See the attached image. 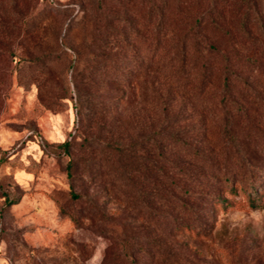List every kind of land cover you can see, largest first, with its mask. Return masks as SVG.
<instances>
[{"label":"rangeland","instance_id":"374dc122","mask_svg":"<svg viewBox=\"0 0 264 264\" xmlns=\"http://www.w3.org/2000/svg\"><path fill=\"white\" fill-rule=\"evenodd\" d=\"M95 3L87 7L96 8ZM20 5L25 7L23 16L10 13L37 29L20 40L14 38L10 46L11 39L1 35L0 264H159L150 255L156 227L172 244L176 257L172 264H264V206H248L245 184L233 194L223 191L230 206L217 208L207 236L163 229L165 224L156 219L151 203L154 167L147 138L164 118V132L190 141L192 149L199 146L207 155L205 160L176 156L179 159L171 165H179L182 172L166 179L168 184L171 179L179 183L196 179L191 190L195 195L221 190L200 176L211 163L224 172L225 166L237 169L244 157L255 163L251 168L257 166L256 175L263 176L264 53L260 48L249 50L251 44L245 39L238 43L243 48L232 46L233 52H254L252 60L242 56L234 70L224 72L219 66L225 62L223 52H206L198 46L196 54L209 56L215 65L205 72L186 65L181 78L173 63L167 67L164 61L155 72L149 58L139 64L129 53L121 69L133 72L118 75L115 82L103 76L102 62L94 60L96 45L89 43H99L102 34L97 29L103 26L95 28L97 23L88 22L92 16L85 15L80 1L22 0ZM20 26L22 34L26 26ZM227 36L213 39L226 46L233 39ZM109 58L113 61L114 56ZM116 64H111V77L119 68ZM91 68L93 80L88 81ZM224 76L229 83H222ZM122 89L123 100L110 110L113 95ZM79 94L85 99L82 113ZM226 129L234 140L225 136ZM62 141L70 142L67 154L57 146ZM134 142H138L131 147L134 153L121 155L117 150L118 145ZM225 152L239 157L218 163ZM251 168L242 169L248 173L245 176H251ZM195 171L198 175H192ZM71 189L80 198H71ZM175 195L189 202V196ZM6 198L18 202L8 205ZM123 237L149 252L129 261ZM177 240L187 244L184 251L177 248Z\"/></svg>","mask_w":264,"mask_h":264},{"label":"trees","instance_id":"16d2710c","mask_svg":"<svg viewBox=\"0 0 264 264\" xmlns=\"http://www.w3.org/2000/svg\"><path fill=\"white\" fill-rule=\"evenodd\" d=\"M78 1H80L85 11V15L89 14L90 17L92 16L88 22L91 20L97 23L95 28L100 25L103 26L101 29H97L98 34H102L99 43L96 44L91 41L89 43L96 45L95 47L98 52L94 54V60L95 63L102 62L100 68H102L101 72H103V76L112 78L111 80L115 82H117L118 75L122 76L126 73L127 76L128 72L130 74L133 72L132 70L124 71V69H121V66L123 68L121 62L122 64L124 62L122 59H127L126 56L129 53L132 55V60L139 62V64L144 59L149 58L151 66L155 65L153 69L155 72H159L164 67V61L167 67L170 66L169 63H173L181 71L179 78L183 77L182 74L186 65H191V68L201 70L202 72L215 65L209 56L204 58L196 54L199 51L198 46L206 52L213 51L217 54L223 52L221 54L225 62L219 63V66H221V70H224V72L234 70L235 63L242 56L246 55V58L251 61V55L255 52L254 49L260 48L261 52L264 53V0ZM94 2H96V8L87 7L88 4L91 5ZM21 3L22 0H0V44L3 43L1 35H4V38L9 37L8 39H11L10 42H7L10 46L12 42L14 43V38H19L20 40V38L24 37V34H30L37 29L35 25L29 24L28 20L24 22L23 19L20 20L11 14L14 11L16 14L24 15L23 11L25 7L20 5ZM62 11L65 12L64 9ZM113 21L115 22V26L112 25ZM21 24L26 26V31L23 29L24 33L22 34L20 33L22 31ZM253 32L258 34L262 39L254 38L251 34ZM227 34L233 35L230 37ZM218 35H226L227 38L233 39L226 46L223 43L218 45L213 39L214 36L218 37ZM242 36L246 37L240 38ZM243 39H245L244 41H249L251 45L247 48L253 50V53L243 54L240 50L233 52L234 47L232 46L234 45L238 46V48H241L240 46L243 48V43L238 45ZM145 51L149 52V54L146 55ZM111 55L114 56L112 60L119 67L113 73V77L109 74L112 70L111 64L114 63L109 58ZM88 74V81L93 80L92 68ZM204 74L202 73L203 77ZM222 83H229L225 76L222 79ZM124 96L125 89H122V93L113 95L114 101L110 102L109 109L117 108ZM84 100L79 94L78 110L80 113L83 110L81 109V102H85ZM93 115H91V118ZM163 119L160 123L161 126L165 124ZM161 126L160 128L157 126L152 132L151 137L148 136L147 138L151 140L150 152L153 154L152 166L154 167V175L152 177L154 181L151 183V203L155 206L153 213L156 214V219L165 224L163 229L169 227V233L171 234L174 232H187L193 233L197 237L207 236L214 226L217 208L225 209L230 206L231 201L223 197V191L227 190L229 193H236L241 184H245L242 190L246 193L249 207L260 208L264 206V173L263 176H257L254 172L257 166L253 169L251 168V165L255 163L245 160L244 157L239 160L240 164L238 163L239 167L237 169L232 168L229 170L225 166L223 167L225 169L224 172H221L220 166L214 167L211 163L208 172L200 175L203 178L211 180V183H209L211 187L219 186L221 190L218 192H211L206 196H201L199 192L197 195L191 193V190L197 186L196 179L195 181L193 179L188 181L187 178L182 183L171 179L168 184L166 181V179H169L168 177L174 178V176H178L182 172L179 165H171L172 161L179 159L175 158L176 156L186 155L191 160H202L204 156L199 146L192 149L190 141L176 137L175 133L164 132ZM226 132L228 135L226 134L225 136L228 139H235V137L229 134V130L226 129ZM95 138L99 141L101 140L99 136H94ZM85 140L90 143V139L85 138ZM133 145H138V142L129 145H118L117 150L121 155H126L129 152L134 153L131 148ZM57 146L62 149L60 153L67 154L70 142L62 141L57 143ZM225 154L219 155L221 158L218 157V163L221 160L226 161L229 156H235L229 155L227 152ZM238 157L235 156V159ZM207 158L206 155L203 160ZM71 166L72 162L69 163V167ZM124 166H127V164ZM243 168H251V176H245L248 173H245L242 170ZM198 173L195 171L192 175H198ZM238 176L245 178L241 181V179H237ZM259 180L263 181L260 182ZM169 186L170 189H168ZM175 194L189 196L188 201L190 203L180 200ZM70 196L73 199H78L81 195L71 189ZM198 196H200L201 200H197L199 199ZM17 202L16 199L6 198L8 205ZM164 207L170 208H168L169 210H165ZM163 219L169 221H163ZM155 231L156 236L152 242L151 248L153 252L150 254L151 257L159 264L174 263L176 257L174 252H171V242H167L166 238L163 237L162 228L156 227ZM176 242L178 249L184 251L187 248V244L184 241L177 240ZM122 247L124 256L131 262H136V255L143 256L149 252L142 245L135 248L127 237L122 238ZM166 249L168 252H166Z\"/></svg>","mask_w":264,"mask_h":264}]
</instances>
